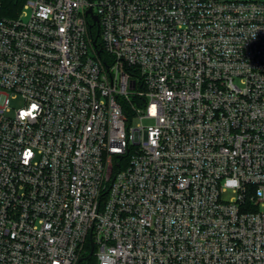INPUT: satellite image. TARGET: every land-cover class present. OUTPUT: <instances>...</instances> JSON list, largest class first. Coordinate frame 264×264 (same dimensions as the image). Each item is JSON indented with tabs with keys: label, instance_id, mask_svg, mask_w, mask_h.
Wrapping results in <instances>:
<instances>
[{
	"label": "built area",
	"instance_id": "obj_1",
	"mask_svg": "<svg viewBox=\"0 0 264 264\" xmlns=\"http://www.w3.org/2000/svg\"><path fill=\"white\" fill-rule=\"evenodd\" d=\"M5 1L0 264H264V0Z\"/></svg>",
	"mask_w": 264,
	"mask_h": 264
},
{
	"label": "trees",
	"instance_id": "obj_2",
	"mask_svg": "<svg viewBox=\"0 0 264 264\" xmlns=\"http://www.w3.org/2000/svg\"><path fill=\"white\" fill-rule=\"evenodd\" d=\"M18 3H20V0H6L5 15L12 16L14 14V9H16L18 6Z\"/></svg>",
	"mask_w": 264,
	"mask_h": 264
},
{
	"label": "rangeland",
	"instance_id": "obj_3",
	"mask_svg": "<svg viewBox=\"0 0 264 264\" xmlns=\"http://www.w3.org/2000/svg\"><path fill=\"white\" fill-rule=\"evenodd\" d=\"M257 1H262V0H257ZM24 106V103L22 102L21 98L16 99V100H12L11 101V107L18 109Z\"/></svg>",
	"mask_w": 264,
	"mask_h": 264
},
{
	"label": "water",
	"instance_id": "obj_4",
	"mask_svg": "<svg viewBox=\"0 0 264 264\" xmlns=\"http://www.w3.org/2000/svg\"><path fill=\"white\" fill-rule=\"evenodd\" d=\"M88 14H91V15L93 16V20H94L95 22L98 21V18H97L96 16L93 15L92 10H89Z\"/></svg>",
	"mask_w": 264,
	"mask_h": 264
}]
</instances>
